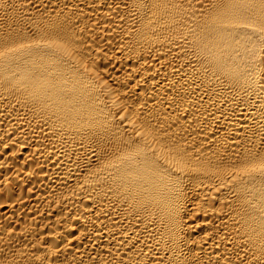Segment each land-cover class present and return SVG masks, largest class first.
Instances as JSON below:
<instances>
[{
  "label": "bare ground",
  "instance_id": "bare-ground-1",
  "mask_svg": "<svg viewBox=\"0 0 264 264\" xmlns=\"http://www.w3.org/2000/svg\"><path fill=\"white\" fill-rule=\"evenodd\" d=\"M0 264H264V0H0Z\"/></svg>",
  "mask_w": 264,
  "mask_h": 264
}]
</instances>
